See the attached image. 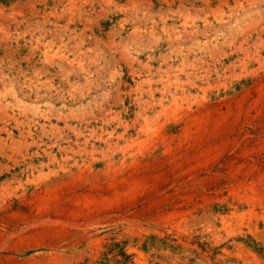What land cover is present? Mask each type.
Listing matches in <instances>:
<instances>
[{
  "label": "rangeland",
  "instance_id": "374dc122",
  "mask_svg": "<svg viewBox=\"0 0 264 264\" xmlns=\"http://www.w3.org/2000/svg\"><path fill=\"white\" fill-rule=\"evenodd\" d=\"M261 77L264 0H0V264H264Z\"/></svg>",
  "mask_w": 264,
  "mask_h": 264
},
{
  "label": "bare ground",
  "instance_id": "6f19581e",
  "mask_svg": "<svg viewBox=\"0 0 264 264\" xmlns=\"http://www.w3.org/2000/svg\"><path fill=\"white\" fill-rule=\"evenodd\" d=\"M263 79H264V77H261L259 80V83L258 84H262V81H263ZM258 89V88H257ZM260 91V90H259ZM258 91V92H259ZM246 93L244 94V97L243 98H247L248 97V90H246L245 91ZM256 93V92H255ZM260 95V94H259ZM261 97H262V95H260ZM260 96H259V98L258 99H260ZM250 97V96H249ZM255 99V98H254ZM264 99V98H263ZM245 100H247V99H241V100H239V102H244ZM238 101V100H237ZM236 103V102H235ZM208 107H210V106H208ZM230 107V106H229ZM238 107V106H237ZM211 108V107H210ZM183 112V111H182ZM215 112V110L213 109H207L206 108V106H201V108L200 109H197L196 110V112H192V113H187V120H188V122H190V123H192L193 124V126L196 128V130L197 131H202V130H204V129H206V128H208V126H210L211 125V132L210 133H208V136L210 135H212L213 134V130L214 129H217V128H219V126L218 125H221V122L220 121H218V118H216V119H211V117L213 116V113ZM184 113V112H183ZM183 113H181V114H183ZM226 113H228V112H226ZM185 116V117H186ZM223 117V116H222ZM223 119V118H222ZM225 119V118H224ZM190 126V125H189ZM264 128V127H263ZM190 129V127L189 128H187V131H190L189 130ZM226 129V128H225ZM228 130V129H227ZM230 130V129H229ZM220 131V130H219ZM225 131V130H224ZM184 132H186V131H184ZM195 132V131H194ZM216 132V131H215ZM223 132V131H222ZM260 132V131H259ZM226 133V132H225ZM248 133V132H247ZM221 134V133H220ZM243 135V134H242ZM209 136V137H210ZM217 136V135H216ZM208 137V138H209ZM220 137V136H219ZM207 138V139H208ZM242 139V138H241ZM211 139H208V141H210ZM223 140V139H222ZM213 141V140H212ZM207 142V141H206ZM241 142V141H240ZM216 143V142H215ZM214 144V143H213ZM224 144V143H223ZM215 145V144H214ZM208 146V145H207ZM226 146V145H225ZM240 146V145H239ZM245 146V145H244ZM218 148V147H217ZM234 148V147H233ZM205 151H203V152H201L200 153V155L196 158V161H201L202 159H204V158H206V157H208V155L210 154H213L214 153V150H217L216 148H214V147H207L206 148V146H205ZM219 151V150H218ZM208 153V154H207ZM232 153V152H231ZM211 158H213V156H211ZM195 161V162H196ZM210 161H212V160H210ZM217 161V160H216ZM212 162H214V161H212ZM191 163V162H190ZM189 163V164H190ZM233 163V162H232ZM209 164V163H208ZM122 165H125V164H122ZM206 165V164H205ZM131 166V165H130ZM212 166V165H211ZM232 166V165H231ZM146 168V167H145ZM203 168V167H202ZM132 169V168H131ZM130 169V170H131ZM150 171V170H149ZM199 171V170H198ZM201 171V170H200ZM209 171V170H208ZM123 172V170L121 171H119L118 173L119 174H121ZM146 172V171H145ZM231 172V171H230ZM131 173H133V172H131ZM193 173H195L193 170H191L190 172H189V175L191 176ZM198 172H197V170H196V174H197ZM232 173V172H231ZM118 174V175H119ZM196 174H193V176L194 177H196L195 175ZM124 176V175H123ZM126 176V175H125ZM122 177V176H121ZM182 177V176H181ZM238 177V176H237ZM155 178V177H154ZM175 179V178H174ZM141 180V181H140ZM150 180V178H148V176L146 177V176H142V177H140L139 178V180L138 181H140V182H142V184H147V182ZM153 180V179H152ZM151 180V181H152ZM181 179H177V181L179 182ZM155 181V180H154ZM161 182L162 181H160V184H161ZM166 182V181H165ZM170 182H171V180H170ZM181 182V181H180ZM183 182V181H182ZM112 185L114 186L112 189L114 190V192H113V194H112V196H110L109 198H107V199H103V200H101L100 199V201L102 202L101 204H99L98 202H97V204H99V205H95L92 209V211L90 212V213H96V212H102V211H108L109 210V212L111 211V209L112 208H114V206H117V205H120V207L122 206V208L123 207H125L126 205H128L126 202L124 203V204H117L116 202L118 201V200H120V199H125L126 197L128 198L129 197V195L130 194H132L131 192H132V190H130L131 192H128V194H122V193H119L120 192V190H118V188H119V186H118V183H117V180L116 179H113L112 180ZM150 185V184H149ZM144 186V185H143ZM151 187H152V185H150ZM161 186V185H160ZM155 188V187H154ZM141 189V188H140ZM142 190V189H141ZM134 191V190H133ZM142 192H144V191H142ZM147 192H149V190L147 191ZM84 195V194H83ZM132 195H134V194H132ZM142 195V194H141ZM145 195H147V194H145ZM154 195V194H153ZM100 197V196H99ZM113 197V198H112ZM137 197V196H136ZM85 198V197H84ZM127 198H126V201H128L127 200ZM131 198H133V197H131ZM54 199V198H53ZM97 199H99V198H95L93 195H91V196H89L88 197V202H90V203H93L94 201H96ZM136 199V198H135ZM49 201V200H48ZM132 201V200H131ZM48 203H50V202H48ZM132 203V202H131ZM94 204V203H93ZM129 204H130V202H129ZM91 205V204H90ZM41 206V205H40ZM52 206H54V205H52ZM43 208V207H42ZM44 208L45 209H47V204H45L44 205ZM52 208V207H51ZM116 209L118 208V207H115ZM122 208H120V209H122ZM129 209V208H128ZM115 210V209H114ZM123 210V209H122ZM40 211H42L41 213H39V215H37V217H35V222H37L38 223V225H41V224H39L40 222H42L43 224H47V223H49V221H51L53 218H55V217H51V215L50 214H47V210H40ZM89 213V214H90ZM108 213V212H107ZM171 214V213H170ZM57 215V214H56ZM59 216V215H58ZM64 217V216H63ZM88 217V216H87ZM80 221V220H79ZM54 222H56V220L54 221ZM59 222V221H58ZM77 222H78V220H77ZM52 223H53V221H52ZM36 224V223H35ZM61 224H67V225H71V226H74L75 225V220L73 219V220H66V221H64V223H61ZM60 224V225H61ZM49 225V224H48ZM43 226V225H42ZM46 226V225H45ZM40 227V226H39ZM49 227V226H48ZM48 227H47V229H48ZM44 229H45V227H44ZM43 231V230H42Z\"/></svg>",
  "mask_w": 264,
  "mask_h": 264
}]
</instances>
